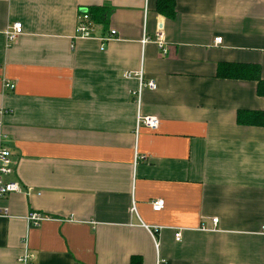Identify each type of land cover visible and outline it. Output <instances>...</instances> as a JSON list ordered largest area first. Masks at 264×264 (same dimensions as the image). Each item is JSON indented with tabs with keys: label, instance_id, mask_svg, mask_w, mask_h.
<instances>
[{
	"label": "crops",
	"instance_id": "obj_1",
	"mask_svg": "<svg viewBox=\"0 0 264 264\" xmlns=\"http://www.w3.org/2000/svg\"><path fill=\"white\" fill-rule=\"evenodd\" d=\"M174 1L168 18L158 0H0L5 180L23 187L0 199V264H264V127L238 123L264 97L218 76L238 64L264 80V0ZM103 6L108 23L77 37L79 13ZM159 30L166 53L142 44ZM140 71L156 89L138 107L125 74ZM32 213L51 219L32 228Z\"/></svg>",
	"mask_w": 264,
	"mask_h": 264
},
{
	"label": "built area",
	"instance_id": "obj_2",
	"mask_svg": "<svg viewBox=\"0 0 264 264\" xmlns=\"http://www.w3.org/2000/svg\"><path fill=\"white\" fill-rule=\"evenodd\" d=\"M96 24L92 20L91 16L89 15L88 11H81L78 15V26H77V37L79 38H93V29ZM23 33V25L21 23H15L14 25L10 26L6 31V37L8 41L16 40L20 35ZM117 36V31L112 30L110 38L107 41L115 38ZM165 35L162 30H159L153 39H149L145 37L142 40V44H147V42L153 40L159 48L166 53L164 49L165 45ZM214 44L219 46L222 44V38L218 37L214 40ZM125 77L128 79H137L140 83L139 90L135 93L137 96V104L140 107L142 92L143 89L148 88L151 90L156 89V84L153 81L145 82L144 81V73L140 71L138 73H126ZM5 87L10 90H14L15 85L9 82L5 83ZM0 114L2 112L0 111ZM160 126V120L156 117H143L138 115L137 117V129L140 127H146L151 129L152 131L157 130ZM4 137L0 135V199H5L13 193H19L23 191V187L16 182H6L5 178L14 174V164L12 160L11 152L4 146ZM139 159V156L136 155V160ZM27 192H30V189H27ZM165 208V201L160 199L152 202V209L155 212H161ZM132 212L136 213V207L133 203ZM7 211L0 210V216H6ZM51 218L47 215H43L40 213H32L28 217V223L32 228H38L42 225L43 222L50 220ZM218 219H213V223L216 226L218 224ZM175 239L177 242L182 240V232L178 231L175 235ZM22 264H35L36 257L34 254L29 252H25L24 256L21 257L19 260Z\"/></svg>",
	"mask_w": 264,
	"mask_h": 264
},
{
	"label": "trees",
	"instance_id": "obj_3",
	"mask_svg": "<svg viewBox=\"0 0 264 264\" xmlns=\"http://www.w3.org/2000/svg\"><path fill=\"white\" fill-rule=\"evenodd\" d=\"M158 13L174 18L176 15L174 0H158ZM88 13L96 25H106L112 13V9L107 6L92 7L88 9ZM218 76L225 79L251 81L258 85V94L264 97V80L261 78L260 67L238 64H221L218 68ZM238 123L249 126L264 127V111L263 112H241L238 115ZM131 264H143L141 257H133Z\"/></svg>",
	"mask_w": 264,
	"mask_h": 264
}]
</instances>
